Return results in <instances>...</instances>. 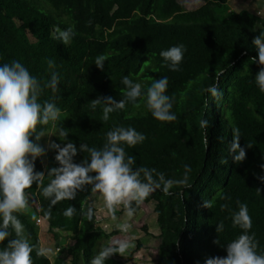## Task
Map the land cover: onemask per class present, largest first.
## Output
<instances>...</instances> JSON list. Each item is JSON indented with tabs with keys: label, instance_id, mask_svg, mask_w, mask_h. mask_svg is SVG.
Wrapping results in <instances>:
<instances>
[{
	"label": "trees",
	"instance_id": "trees-1",
	"mask_svg": "<svg viewBox=\"0 0 264 264\" xmlns=\"http://www.w3.org/2000/svg\"><path fill=\"white\" fill-rule=\"evenodd\" d=\"M201 1L199 7L187 10L178 0H0V65L22 63L41 82L39 101H53L61 109L55 125H38L37 132L51 133L49 141L62 146L71 141L77 148L81 143L100 148L108 131L132 127L146 136L134 147L124 145L135 156L136 166L155 168L170 179H182L184 165L190 166V187L174 186L169 195L157 190L137 207L136 213L144 204L154 203L157 264H205L210 257L225 256V245L242 231L231 221V214L238 211L237 201L247 204L252 218L249 234L255 233L258 252H264V182L257 179L264 176V92L255 83L261 65L251 61L257 56L252 41L264 32V18L248 10H229V0ZM57 26L74 29L69 44L53 38ZM179 44L186 51L180 70L171 71L159 53ZM99 56L106 58L103 69L95 65ZM48 59L59 74L57 91L44 87L51 77ZM124 76L141 83L144 91L153 80L167 77L166 94L175 97L171 111L177 120L153 118L142 96L137 101L140 107L129 102L104 121L103 105L92 109L90 102L98 96L123 99ZM213 85L222 94L219 100L206 91ZM201 120L208 121L206 128L200 127ZM60 127L69 130L65 141L56 136ZM237 127L240 145H251L240 163L233 162L229 153L232 129ZM55 155L47 147L46 162L38 157L35 170L46 174V169L57 167ZM87 155L78 152L74 162ZM91 193L86 186L75 199L56 204L48 219L41 209L49 207V200L35 184L27 190L34 203L17 216L30 243L41 248L43 235L60 247L52 260L34 250L33 264H90L112 240L129 238L118 229H102L95 207L91 221L81 215L80 208L90 204ZM204 201L211 208L203 207ZM222 204L228 208L222 209ZM69 205L77 209L71 219L63 215ZM221 221L224 231L216 234ZM63 235L73 240L68 248ZM217 236L220 245L213 243ZM7 243H0V248ZM105 264L122 261L114 254Z\"/></svg>",
	"mask_w": 264,
	"mask_h": 264
},
{
	"label": "clouds",
	"instance_id": "clouds-1",
	"mask_svg": "<svg viewBox=\"0 0 264 264\" xmlns=\"http://www.w3.org/2000/svg\"><path fill=\"white\" fill-rule=\"evenodd\" d=\"M76 33L72 27L61 30L55 28L53 38L69 44ZM253 45L257 49V56L251 61L261 65L260 71L255 76V83L261 92H264V32L253 38ZM186 46L179 44L167 50H162L159 55L171 71H179V65L183 61ZM104 56L97 57L95 65L103 69ZM51 71L50 80L44 87L58 90L59 74L55 71L53 60H46ZM121 83L125 86L124 98L116 101L111 96L91 100L90 107L95 109L103 105L104 121L109 120V114L124 110L131 102L134 107H140L139 98L144 97V103L151 112L153 118L160 122H172L177 120V115L171 110L175 97L167 93L168 79L162 77L155 79L143 90L142 84L134 82L128 76H124ZM43 88L28 69L19 61L0 65V243L8 240L5 247L0 248V264H33L32 253L35 250L37 256L45 255L49 250L35 248L30 243L24 224L18 218L17 213L26 212L30 201L27 190L33 184L40 189L41 195L49 200V207L41 209L45 218L50 219L52 207L62 201L76 198L77 193L90 186L91 191L99 193L103 200V206L110 218L117 221L116 213L123 210L127 218L131 219L141 205L153 192L163 191L171 194L174 186H188V174L191 168L184 165L182 179L166 178L163 172L155 168L136 166V158L129 155L124 145L134 147L143 143L146 136L137 132L132 127H115L106 133V142L102 147H89L81 143L79 148L71 142L63 146L54 141L48 142V149L56 152L55 161L57 167H51L45 171L35 170V160L46 154V150L38 142L45 135L43 131L37 132L38 125H55L60 119L61 109L53 101L41 103L39 97ZM206 91L216 100L222 96L218 85L210 86ZM207 120L200 121V127L206 128ZM69 130L63 127L58 129L59 139L65 141ZM35 136V141L32 137ZM241 133L239 128L232 129L229 153L233 162L240 163L246 159V149L251 145H240ZM78 152L87 153V157L81 162H74ZM227 159L224 163H227ZM264 170V165H261ZM258 180L264 182V176H258ZM47 180V184H45ZM258 192L261 189L257 188ZM221 199H231L222 196ZM238 211L231 214L233 227H239L241 233L225 245L226 255L210 257L205 264H264V252H258L259 242L255 233H251L252 218L249 215L246 203L237 201ZM203 207L211 208L204 201ZM222 209L228 208L227 204L221 205ZM77 209L69 205L63 215L73 218ZM81 215L91 221L95 215L94 206L88 204L80 208ZM118 230L127 234L131 225L127 221L117 224ZM216 234L224 231L221 221L215 227ZM14 234V238L9 239ZM213 243L220 245L217 239ZM130 238H117L103 247L90 261V264H105L114 254L123 255L132 247Z\"/></svg>",
	"mask_w": 264,
	"mask_h": 264
},
{
	"label": "rangeland",
	"instance_id": "rangeland-1",
	"mask_svg": "<svg viewBox=\"0 0 264 264\" xmlns=\"http://www.w3.org/2000/svg\"><path fill=\"white\" fill-rule=\"evenodd\" d=\"M187 10L195 9L202 4L201 0H178ZM229 10L240 11L248 10L259 16L260 19L264 18V0H229L227 2ZM260 21L258 22V26ZM51 138V133H48L42 139V144L47 150L48 142ZM41 140V139H40ZM43 163L46 162V154L41 157ZM30 204L34 203V200L29 198ZM90 204L96 208L97 224L106 232H110L117 228L118 223L127 221L130 223L131 228L127 236L131 239L133 246L130 247L123 255L119 254L122 264H157L156 263V250L159 244V228L156 222V214L154 213V203L144 204L138 213L129 219L123 213H116L119 218L117 221H113L107 210L103 206V200L99 193L92 192L89 197ZM40 232L43 233L45 229L42 227V223L39 222ZM146 225L147 229H143L142 226ZM41 248L48 249L46 255L52 260L55 252V246L53 242L48 243L47 236L40 235ZM65 241V247H70L73 244V240L70 236L63 235ZM65 256L66 252H62Z\"/></svg>",
	"mask_w": 264,
	"mask_h": 264
},
{
	"label": "built area",
	"instance_id": "built-area-1",
	"mask_svg": "<svg viewBox=\"0 0 264 264\" xmlns=\"http://www.w3.org/2000/svg\"><path fill=\"white\" fill-rule=\"evenodd\" d=\"M39 222H41V219H38V220H37V223H39ZM59 250H60V247H56V248H55V252H57V251H59Z\"/></svg>",
	"mask_w": 264,
	"mask_h": 264
}]
</instances>
